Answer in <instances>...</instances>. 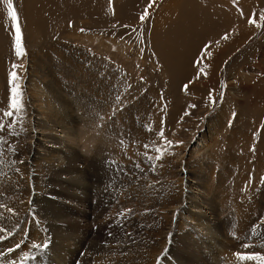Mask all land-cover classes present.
<instances>
[{"label":"rangeland","instance_id":"obj_1","mask_svg":"<svg viewBox=\"0 0 264 264\" xmlns=\"http://www.w3.org/2000/svg\"><path fill=\"white\" fill-rule=\"evenodd\" d=\"M35 1L28 32L13 0L17 60L0 0V114L13 63L25 104L0 132V264H259L237 254L264 256V0ZM185 40L207 81L175 84Z\"/></svg>","mask_w":264,"mask_h":264},{"label":"snow or ice","instance_id":"obj_2","mask_svg":"<svg viewBox=\"0 0 264 264\" xmlns=\"http://www.w3.org/2000/svg\"><path fill=\"white\" fill-rule=\"evenodd\" d=\"M4 2L7 4V8H8L7 15L10 18V20L12 22L13 29H14L13 40H14L15 56H16L17 60H21L26 56L27 53H26V49H25L24 44H23V36H22L20 25H19L18 14H17V11L13 5V0H4ZM153 4H154V0L152 3L149 4V7H152ZM147 14H148V10L145 9V13L140 16V20L142 23L145 21ZM254 22H255L254 20L250 21V23H254ZM197 67H199L198 64H197ZM18 68H23V65L13 63L12 64V70L9 73L8 85L10 86V98H9L8 109L3 111L2 114H0V132H3L6 127L10 131L12 129V127L17 123L18 119H20V120L23 119V114L25 112V104H24V100H23L24 91L21 88V84H20L22 77L18 75V72H17ZM184 89L187 90V85L184 86ZM4 119H8L10 121L9 125L5 126L3 124ZM157 136L159 138H161V145H162V147L158 146L156 148V152H157L156 160L160 161L163 159V152L167 148L176 147L179 145H173L171 141H168L166 139V137H164L163 128H161L160 132L157 133ZM0 143H3L2 137H0ZM144 148L146 149V151L149 150V144H145ZM146 158L149 160L152 159L151 156H147ZM13 163L22 164L23 161H13ZM155 167H156L155 165H152L150 170L154 171ZM16 172L20 173V169L16 168ZM0 195H3V193H0ZM4 207H5V205L0 204V209H3ZM7 211L9 213H12V214L15 213V210L12 208H7ZM129 211H131V210H129ZM253 230H254V228H253ZM4 231H5V229L0 228V232H4ZM127 235L130 236L131 233H127ZM15 247H16V249H19L20 245L17 244ZM33 247L36 248L37 250H39L41 248L46 249L47 243L34 244ZM245 247H250V245H245ZM14 250L15 249H13V248H9L8 251H9V253H11ZM165 252H166V250H165ZM237 255H238V258L241 260L259 261V264H264V256L255 255V254L248 255V256H239V254H237ZM157 264H161L160 258H158Z\"/></svg>","mask_w":264,"mask_h":264},{"label":"bare ground","instance_id":"obj_3","mask_svg":"<svg viewBox=\"0 0 264 264\" xmlns=\"http://www.w3.org/2000/svg\"><path fill=\"white\" fill-rule=\"evenodd\" d=\"M29 1L31 2V5H28ZM68 1V0H67ZM88 1V2H87ZM209 1V0H208ZM76 3L77 0H75ZM85 2V1H83ZM86 2L88 3V5H92L94 2L93 1H89V0H86ZM91 2V4H90ZM199 2V1H198ZM207 2V1H206ZM24 3H26V6L23 5L22 7V23L24 24V26L26 27V29L28 30V32H31L32 29L36 30L37 31H40L44 25H43V22L42 20H38L37 17H38V14L37 12H39L40 8L38 6V4L36 6H32V5H35L37 3V1L35 0H24ZM23 3V4H24ZM86 3V5H87ZM202 3V1H201ZM210 3V2H209ZM85 4V3H84ZM206 4V3H205ZM86 5H83V7H87ZM213 5V4H212ZM82 7V6H81ZM206 10V9H205ZM201 11V10H200ZM205 12V11H204ZM213 14V13H211ZM204 15V14H202ZM210 15V14H209ZM208 15V17H209ZM206 16V15H205ZM205 16L204 17V20H205ZM201 17V18H203ZM208 19V18H206ZM218 19V18H217ZM201 20V19H200ZM202 22V21H201ZM205 22V21H204ZM198 23V22H197ZM206 23V22H205ZM208 23V22H207ZM215 23V22H214ZM203 24V23H202ZM201 24V25H202ZM207 25V24H206ZM204 26V25H203ZM208 27V26H207ZM64 27H61L60 29H63ZM176 29V28H175ZM194 41V40H193ZM188 40H185L183 46H180L179 44H173L174 47H171V45L169 47H166L168 48L166 52H168V55L170 57V61L171 64L173 65L174 69L176 70L175 71V84L177 85L178 83L180 84L181 82L183 83L186 82L187 80H191L192 79H195L197 78V76H201V78H205V81H207V79L212 75V73H209L210 71V68L212 65H210V63L204 58L202 60H199V58H197V55L195 54L197 49L196 47L193 45L194 43H189ZM181 48H186V51H182L179 46ZM196 45V44H195ZM215 45V44H214ZM176 47V48H175ZM196 49V50H195ZM177 50V51H176ZM204 50V49H203ZM186 52V53H184ZM206 54V53H205ZM203 55V54H202ZM167 56V55H166ZM199 57H201V54L199 55ZM206 57V56H205ZM167 58V57H166ZM215 59V58H214ZM195 60H198L199 62H196ZM210 60V59H209ZM212 60V59H211ZM216 60V59H215ZM166 62V61H165ZM168 62V61H167ZM197 64H199L200 66L197 67ZM215 64V63H214ZM201 67H203L205 69L202 70L200 69ZM174 72V70H171ZM196 72L198 74H196ZM203 72H205V74H203ZM201 74V75H200ZM216 75V73H215ZM213 79V77L211 78V80ZM186 80V81H185ZM214 83V82H212ZM203 93V92H201ZM187 108V107H186ZM178 187V184L176 185ZM190 194H193L190 192H188L187 194H185V198L188 199V200H191V195ZM190 206H193V205H190ZM188 207V206H187ZM169 210V209H168ZM202 228V227H201ZM204 230V229H203ZM206 230V228H205ZM33 239V238H32ZM211 240V239H210ZM32 241V240H31ZM36 241V240H35ZM47 241V240H46ZM42 244V243H41ZM63 244V243H62ZM69 245V244H67ZM71 246V245H70ZM217 246V245H216ZM51 247V246H50ZM53 247V246H52ZM59 247V246H58ZM218 247V246H217ZM216 247V248H217ZM31 248V247H30ZM61 248H63L61 246ZM66 248V247H65ZM48 249V248H47ZM56 249V248H55ZM70 249V248H69ZM51 250V249H50ZM15 251V250H14ZM18 252V251H17ZM30 252V251H29ZM63 252V251H62ZM12 253V252H11ZM10 253V254H11ZM15 253V252H13ZM18 253H21V252H18ZM39 253V252H38ZM23 254V253H22ZM33 255V254H31ZM61 255V254H60ZM59 255V256H60ZM11 256V255H10ZM20 255H18L19 257ZM25 256V255H24ZM66 256V255H65ZM12 258V256L10 257ZM7 262V261H6ZM10 262V260H9ZM8 264V263H7Z\"/></svg>","mask_w":264,"mask_h":264},{"label":"built area","instance_id":"obj_4","mask_svg":"<svg viewBox=\"0 0 264 264\" xmlns=\"http://www.w3.org/2000/svg\"><path fill=\"white\" fill-rule=\"evenodd\" d=\"M108 187H109V185H108ZM108 187L106 186V184H100V187H99V190L101 191V193H103V194H100V198H102V200L105 202V203H107V201H109L107 198H108V196H109V194H110V190L111 189H109L108 190ZM106 190H107V195L105 194L106 193ZM91 206H93V208H97L98 206H97V203H96V205H94V204H92ZM99 206H101V205H99Z\"/></svg>","mask_w":264,"mask_h":264}]
</instances>
